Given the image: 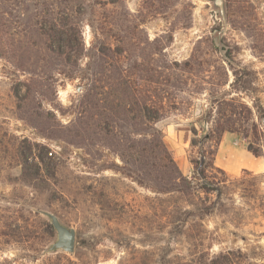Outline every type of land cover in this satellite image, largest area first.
<instances>
[{
    "label": "rangeland",
    "instance_id": "rangeland-1",
    "mask_svg": "<svg viewBox=\"0 0 264 264\" xmlns=\"http://www.w3.org/2000/svg\"><path fill=\"white\" fill-rule=\"evenodd\" d=\"M214 1L0 0V264H182L169 261L190 253L192 239L168 245L169 196L138 185L119 155L118 141L133 137L122 113L131 97L162 107L154 125L179 169L180 158H199L190 127L196 139L212 133L203 145L207 175L228 178L219 185L225 206L204 218L198 251L264 247V236L250 235L262 227L229 208L244 206L240 195L253 181L243 169L262 172H219L211 153L224 133L246 148L228 129L242 130L246 113L230 115L221 99L251 107L246 93H254L264 107V0H223L225 23ZM60 23L70 37L61 45L50 37ZM41 146L52 168L25 177V156ZM248 162L237 154L230 165ZM189 165L181 171L188 178ZM44 212L75 229L73 253L50 248L56 231Z\"/></svg>",
    "mask_w": 264,
    "mask_h": 264
},
{
    "label": "trees",
    "instance_id": "trees-1",
    "mask_svg": "<svg viewBox=\"0 0 264 264\" xmlns=\"http://www.w3.org/2000/svg\"><path fill=\"white\" fill-rule=\"evenodd\" d=\"M64 28V23H60L59 28L53 27L50 29L51 39L60 43L59 45L70 40ZM189 64V62H184L183 66ZM234 81H239L235 72ZM240 81L244 88L250 85V80ZM119 85L123 86L124 89L130 86L129 81L124 80L119 82ZM246 95L251 98V107L243 103L234 105V98H230L228 101L223 98L220 102L228 107V113L232 116L240 115L241 112L237 111V107H240L242 112L246 113L247 122L242 127V130L233 125L228 126V129L242 134L246 143V150L252 156L264 158V122H262L264 107L260 102L259 96L254 93H246ZM127 103V107L122 109V113H125V116L129 114V118L133 123V137L129 140L127 139L128 142L122 139L118 141L119 155L124 163H129L134 167L133 174L138 185H146L149 190L155 193L169 196L167 199L168 204L162 210V217L165 223L164 232L171 238L168 245L170 246L172 240L177 237L188 236L192 239L191 243L187 240L186 242L183 241L188 244L186 248L191 249L190 253L187 252L183 255V250L181 249L176 259L170 260L169 263L179 261L182 264H264V257H261V255H264V247L259 243L250 244V248L246 249L238 247L228 248L215 253L210 251L211 243L210 249L207 248L201 252L197 249L196 241L199 240L203 245L204 234L207 233L203 223L204 218L217 210L219 206H225L220 198L221 188L219 185L224 186L228 178L214 180L207 175V167L213 166V164L207 160L203 145L210 139L212 133L204 134L199 139H196L197 130L193 126L190 127L192 134L190 146L199 145L200 149L198 151L199 158L197 160H189L193 168L192 175L188 178L181 172L164 144L162 132L154 125V122L162 117L160 114L162 107L147 101L139 104L132 97L128 99ZM257 118L260 120L259 122L256 121ZM103 129L106 134L111 132L108 122L105 123ZM219 131L220 129L218 130L217 128L216 132ZM40 148L41 150L37 154L25 156V166L23 168L25 177L42 178L43 174L40 172V165L45 166L48 170L52 168L54 164L52 155H48V151H44V146ZM211 153L215 158L216 149L211 151ZM29 159L30 162H28ZM215 168L219 172L223 171L217 166ZM31 170L32 172L30 173L29 171ZM242 172L251 175L253 179L248 186L243 187V193L240 195L245 199L244 206L236 207V205L232 204L229 208L241 212L236 217H248L250 219L248 221L249 224L262 227L263 230L250 232V235L259 238L264 236V172L250 174L246 169H243ZM146 176H148V182H144ZM210 194L215 196L212 201L208 198ZM257 220L258 222H256ZM239 225L243 224L238 223L236 227ZM241 237L246 240L245 236Z\"/></svg>",
    "mask_w": 264,
    "mask_h": 264
},
{
    "label": "crops",
    "instance_id": "crops-1",
    "mask_svg": "<svg viewBox=\"0 0 264 264\" xmlns=\"http://www.w3.org/2000/svg\"><path fill=\"white\" fill-rule=\"evenodd\" d=\"M233 136H228V134H222L217 146L216 155L214 158L215 165L219 168L223 169L227 172L235 173L241 167L247 168L254 172H263L264 171V160L260 157L249 158L248 154H246V148L236 140H234ZM234 144V145H233ZM238 147V150H237ZM237 154H241V156H245L247 158L248 163L237 165L236 167H232L230 165V161L235 159ZM180 169L181 171L186 174L189 169L190 165L188 160L185 158H180Z\"/></svg>",
    "mask_w": 264,
    "mask_h": 264
},
{
    "label": "water",
    "instance_id": "water-1",
    "mask_svg": "<svg viewBox=\"0 0 264 264\" xmlns=\"http://www.w3.org/2000/svg\"><path fill=\"white\" fill-rule=\"evenodd\" d=\"M214 4L218 7L220 17L222 21L225 23V12L223 0H215ZM262 122H264V117L262 118ZM50 219V223L52 227L56 231V240L52 243L51 249H62L67 253H73L75 247V239L76 233L73 227H67L63 225L58 217L51 212H44Z\"/></svg>",
    "mask_w": 264,
    "mask_h": 264
}]
</instances>
